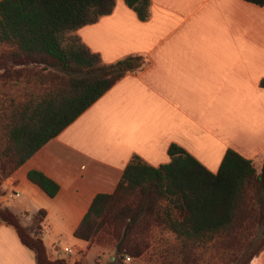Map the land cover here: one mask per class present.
<instances>
[{
  "label": "crops",
  "instance_id": "crops-1",
  "mask_svg": "<svg viewBox=\"0 0 264 264\" xmlns=\"http://www.w3.org/2000/svg\"><path fill=\"white\" fill-rule=\"evenodd\" d=\"M76 35L104 64L140 55L146 65L118 80L3 182L1 206L24 226L46 213L40 236L50 259L58 240L74 252L87 248L75 230L96 196L115 192L135 156L159 167L174 144L213 174L227 150L264 163V6L150 0L142 21L117 0L111 14ZM31 170L58 184L54 198L28 180ZM0 264H37L1 221ZM251 264H264V252Z\"/></svg>",
  "mask_w": 264,
  "mask_h": 264
},
{
  "label": "trees",
  "instance_id": "trees-1",
  "mask_svg": "<svg viewBox=\"0 0 264 264\" xmlns=\"http://www.w3.org/2000/svg\"><path fill=\"white\" fill-rule=\"evenodd\" d=\"M116 1H0V86L24 84L22 98H10L0 109V193L3 182L38 150L118 80L146 65L140 55L104 64L76 35L81 27L111 14ZM122 1L140 20L148 18L150 0ZM243 1L264 6V0ZM168 157L169 162L159 167L133 157L115 192L95 197L74 237L97 245L112 211L120 223L115 249L122 263L125 255L145 256L158 232L171 234L175 244L169 249L159 239L157 250L188 256L197 248L235 247L245 239L246 246L257 245L242 263L251 264L264 252V163L257 166L227 150L213 174L177 145L169 147ZM27 177L48 197L58 194V184L42 172L31 170ZM38 214L42 215L39 234L30 233L8 209L0 208V221L15 229L37 264H68L49 260L40 236L46 213Z\"/></svg>",
  "mask_w": 264,
  "mask_h": 264
},
{
  "label": "rangeland",
  "instance_id": "rangeland-1",
  "mask_svg": "<svg viewBox=\"0 0 264 264\" xmlns=\"http://www.w3.org/2000/svg\"><path fill=\"white\" fill-rule=\"evenodd\" d=\"M260 7V6H259ZM3 46H0V51ZM24 84H17V86L8 85L6 87L0 86V109L4 108L9 102L10 98L20 99L22 98L24 92ZM0 193V196L3 195ZM1 209H6L1 206ZM42 220V215H36L29 220L24 219V223L28 224L25 226L29 232L39 234V224ZM106 231L101 235V239L97 245L89 246L87 243V248L84 250H77L73 255L68 256L63 252L64 247L73 246L66 240L56 241V246L49 247L50 257L53 259L49 260H64L68 264H242L249 255L256 249L257 245L251 247L246 246L247 240L242 241L239 246L230 247L226 245H209L207 247H201L195 249L190 255L183 254L181 252L172 251H159L156 249L157 241L161 239V242H166V246L169 249L175 244V239L171 234L154 233V245L145 256L139 259L130 258L127 260L128 255H125L123 263L121 262V255L116 252L115 246V234L118 233L120 228V223L115 216V213L111 211V214H107L105 218ZM161 237V238H160ZM256 237L260 240V231L257 233ZM60 250V252H59ZM235 254V255H234ZM234 255V256H233ZM236 256V259H235ZM55 258V259H54ZM129 258V257H128Z\"/></svg>",
  "mask_w": 264,
  "mask_h": 264
},
{
  "label": "built area",
  "instance_id": "built-area-1",
  "mask_svg": "<svg viewBox=\"0 0 264 264\" xmlns=\"http://www.w3.org/2000/svg\"><path fill=\"white\" fill-rule=\"evenodd\" d=\"M63 252L66 253L68 256H71L73 255V253H75L74 250L71 248H64ZM126 259L129 260L130 258L127 257Z\"/></svg>",
  "mask_w": 264,
  "mask_h": 264
}]
</instances>
